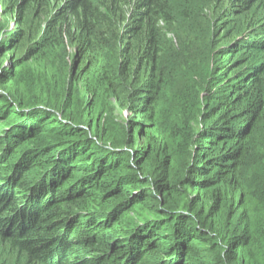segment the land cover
<instances>
[{"label": "trees", "instance_id": "16d2710c", "mask_svg": "<svg viewBox=\"0 0 264 264\" xmlns=\"http://www.w3.org/2000/svg\"><path fill=\"white\" fill-rule=\"evenodd\" d=\"M225 1L260 23L188 84L169 0H0V237L30 264H264V0Z\"/></svg>", "mask_w": 264, "mask_h": 264}, {"label": "rangeland", "instance_id": "374dc122", "mask_svg": "<svg viewBox=\"0 0 264 264\" xmlns=\"http://www.w3.org/2000/svg\"><path fill=\"white\" fill-rule=\"evenodd\" d=\"M169 1L173 6L175 20L172 24L160 25L163 49L160 71L171 74L172 83L195 84L196 74H207L211 68L217 66L216 60L211 59L215 57V52L220 48L230 50L236 40L252 38L249 36V27L257 28L259 19L262 17V12L257 10L243 15L228 13L225 0ZM13 28L18 29L19 26H16L13 20L6 19L0 26V30L2 29L0 35ZM97 29L100 34L105 27L100 25ZM107 38L109 43L105 46L104 53L110 59L117 60L120 57L118 54L123 41H117L113 36H107ZM23 49L24 46L0 55V69L8 65L7 61L11 58L24 54ZM237 56L242 59L247 58V62L250 63L261 59V56L244 50H238L235 57ZM56 67L61 70L62 61H58ZM140 78L142 80L144 75L141 74ZM138 85L136 77L131 90L133 91ZM173 90H177V84L174 85ZM129 101L132 100L129 99ZM116 108V113L121 119L128 113L132 115V112L123 107L116 106ZM3 127L4 125L0 123V145L4 143V136L1 135L2 130L5 129ZM13 249L0 237V264H30L24 256ZM259 252L264 263V232L260 235Z\"/></svg>", "mask_w": 264, "mask_h": 264}]
</instances>
